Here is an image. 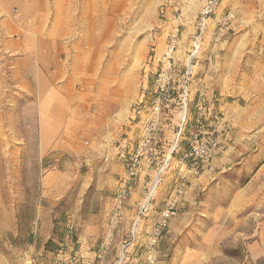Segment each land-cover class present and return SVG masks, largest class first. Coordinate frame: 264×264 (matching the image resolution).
I'll use <instances>...</instances> for the list:
<instances>
[{"label":"rangeland","instance_id":"1","mask_svg":"<svg viewBox=\"0 0 264 264\" xmlns=\"http://www.w3.org/2000/svg\"><path fill=\"white\" fill-rule=\"evenodd\" d=\"M196 134L217 142L199 171ZM76 209L115 226L93 264L264 261V0H0V264H83Z\"/></svg>","mask_w":264,"mask_h":264},{"label":"crops","instance_id":"2","mask_svg":"<svg viewBox=\"0 0 264 264\" xmlns=\"http://www.w3.org/2000/svg\"><path fill=\"white\" fill-rule=\"evenodd\" d=\"M129 73V72H128ZM123 88V87H122ZM129 88V87H128ZM66 119L67 121L71 120V117L68 116L66 118H62L61 120ZM168 125L162 124L161 129L167 130ZM77 144L76 143V137L74 134L71 133L67 134V137L64 138L62 135L56 137L53 139L52 136L45 135L44 136V147H46L47 151L50 150H58L63 149L64 144ZM72 166L68 165V170L71 169ZM118 169V166H116ZM70 172H66L61 176L60 178H57L53 181L52 178L46 179L44 186H45V192L44 196L48 197L49 199H59L62 197L68 190V187L70 185L69 180ZM41 216L46 217L45 223L48 225L49 223V216L46 214V211H43ZM50 216H52L50 214ZM71 220L70 222L74 223V225L77 226L76 229L80 231L81 236L79 237L78 243H79V250L76 252L75 255L78 257V259L83 260V264H93L94 260L97 259V257L100 256V250L104 248V246L108 243L107 241H104L101 245L97 244V239L99 235H106L105 238L110 239V234L112 232V229L115 227L114 224L110 225V211L107 209H100L94 213H88V214H82L80 209H76L71 214ZM114 223V222H113ZM80 227V229H79ZM111 242V241H110ZM71 249V248H70ZM65 258L63 260L70 259V255L66 254ZM71 258L70 260H72ZM104 260V259H102Z\"/></svg>","mask_w":264,"mask_h":264},{"label":"built area","instance_id":"3","mask_svg":"<svg viewBox=\"0 0 264 264\" xmlns=\"http://www.w3.org/2000/svg\"><path fill=\"white\" fill-rule=\"evenodd\" d=\"M160 88L163 90L164 85H161ZM159 107L155 106V111H158ZM152 136L147 135L142 138L139 142L138 147L134 154L127 159L126 164L130 177H133L137 171L140 162V158L146 155L151 149ZM217 142H213L208 146V139H205L200 134H196L193 138L189 149L185 152L184 158L194 161V170L199 171L202 167L208 164V161L211 160L216 152ZM121 155L124 157L125 153L122 152ZM176 213L175 211V200H170L163 208L161 212V223L164 225L167 220Z\"/></svg>","mask_w":264,"mask_h":264},{"label":"bare ground","instance_id":"4","mask_svg":"<svg viewBox=\"0 0 264 264\" xmlns=\"http://www.w3.org/2000/svg\"><path fill=\"white\" fill-rule=\"evenodd\" d=\"M99 7H100V6H99ZM66 21H67V20H66ZM102 21H103V20H102ZM78 22H79V21H78ZM69 25H70V24H69ZM82 35H83V34H82ZM86 35H87V34H86ZM86 35H85V36H86ZM82 37H83V36H82ZM84 38L86 39V37H84ZM87 39H88V38H87ZM103 49H104V48H103ZM118 49H120V48H118ZM118 49H117V50H118ZM117 50H116V51H117ZM112 51H113V50H112ZM114 51H115V50H114ZM123 51H124V48H123L122 51H120V52L123 53ZM139 51H140V50H139ZM102 53H103V52H102ZM110 53H112V52H110ZM114 53H116V52H114ZM114 53H113V54H114ZM135 54H137V53H135ZM117 55H118V56L116 57L117 60H116L115 62H117V63L119 62L120 64H121V63L123 64V60H124L123 55L121 56L120 53L117 54ZM136 56H137V55H136ZM113 57H114V56H113ZM88 60H89V59H88ZM135 60H137L136 57H135ZM131 73H132V70H130L129 73L125 71V73H124V75H123V80H122V83H121V85H122L123 88H125V87H126L127 85H129V84H131V86H132V83L129 82V78L132 79V76H130ZM107 80H108V79H107Z\"/></svg>","mask_w":264,"mask_h":264},{"label":"trees","instance_id":"5","mask_svg":"<svg viewBox=\"0 0 264 264\" xmlns=\"http://www.w3.org/2000/svg\"><path fill=\"white\" fill-rule=\"evenodd\" d=\"M64 220H66L65 218H63ZM57 219H55V222L57 223ZM57 227V226H56ZM54 232H56V230L54 229ZM53 242L51 241V240H49L48 242H47V246L49 247L51 244H52ZM54 246L55 247H57V245H54L53 244V248H54ZM260 264H264V261L262 260V261H260Z\"/></svg>","mask_w":264,"mask_h":264}]
</instances>
